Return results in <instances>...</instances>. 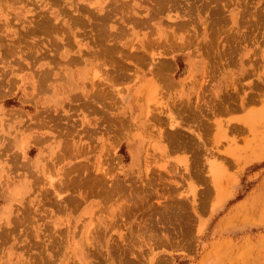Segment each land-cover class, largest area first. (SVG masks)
<instances>
[{
  "label": "rangeland",
  "instance_id": "rangeland-1",
  "mask_svg": "<svg viewBox=\"0 0 264 264\" xmlns=\"http://www.w3.org/2000/svg\"><path fill=\"white\" fill-rule=\"evenodd\" d=\"M0 264H264V0H0Z\"/></svg>",
  "mask_w": 264,
  "mask_h": 264
},
{
  "label": "trees",
  "instance_id": "trees-1",
  "mask_svg": "<svg viewBox=\"0 0 264 264\" xmlns=\"http://www.w3.org/2000/svg\"><path fill=\"white\" fill-rule=\"evenodd\" d=\"M178 66L180 67V68H182V64L181 63H178ZM180 71V70H179Z\"/></svg>",
  "mask_w": 264,
  "mask_h": 264
}]
</instances>
